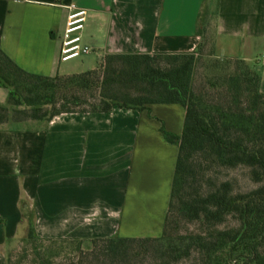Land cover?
Wrapping results in <instances>:
<instances>
[{
  "label": "crops",
  "instance_id": "obj_1",
  "mask_svg": "<svg viewBox=\"0 0 264 264\" xmlns=\"http://www.w3.org/2000/svg\"><path fill=\"white\" fill-rule=\"evenodd\" d=\"M73 7L88 11L83 44L97 60L70 68L60 56ZM205 17L216 55L247 61L264 92V0H0V47L29 72L73 74L107 54L194 52ZM185 115L182 104L159 103L0 122V264L31 226L40 238L84 247L162 236L179 153L162 127L181 135Z\"/></svg>",
  "mask_w": 264,
  "mask_h": 264
},
{
  "label": "trees",
  "instance_id": "obj_2",
  "mask_svg": "<svg viewBox=\"0 0 264 264\" xmlns=\"http://www.w3.org/2000/svg\"><path fill=\"white\" fill-rule=\"evenodd\" d=\"M202 20L194 52L107 54L80 73L40 75L0 47V87L7 102L0 122L51 120L63 113L185 107L164 232L160 237L43 239L29 228L24 241L38 264H264V92L247 61L221 58ZM241 169L252 186L236 187L212 171ZM72 243L78 254L56 262L54 247ZM49 244H51L49 246ZM11 259L8 257V264Z\"/></svg>",
  "mask_w": 264,
  "mask_h": 264
},
{
  "label": "rangeland",
  "instance_id": "obj_3",
  "mask_svg": "<svg viewBox=\"0 0 264 264\" xmlns=\"http://www.w3.org/2000/svg\"><path fill=\"white\" fill-rule=\"evenodd\" d=\"M89 57L90 58L95 57V59L97 60V58H96L97 53L92 50L90 55L89 54H88V56L82 55L80 57L71 59L67 62H64L63 66H69L71 68L75 65L87 64ZM99 64L95 65V68L97 66H99ZM75 72L80 73L79 71H75ZM212 172L216 173L215 175L221 181L226 180V179H233L237 188L238 187L247 188V187L252 186V184L249 182V180L244 175V170L222 168V169L212 171ZM50 245L51 244H49V246ZM88 245H87L88 247H85V248H87V249L91 248V244H88ZM58 246H56L54 248H55L56 252L57 251H61V252L53 254V259L56 262L65 260L68 257H74L78 254L77 248H75V245L72 243H65L63 246H61V245H60V247H58ZM35 256H36L35 249L31 245H28L24 241V239H21L19 241H15L12 244V246L9 247V250H8V257L11 259L10 264H38V263L34 262Z\"/></svg>",
  "mask_w": 264,
  "mask_h": 264
},
{
  "label": "built area",
  "instance_id": "obj_4",
  "mask_svg": "<svg viewBox=\"0 0 264 264\" xmlns=\"http://www.w3.org/2000/svg\"><path fill=\"white\" fill-rule=\"evenodd\" d=\"M87 15L85 8H70L62 37L61 61H69L91 52V48L83 44L82 37Z\"/></svg>",
  "mask_w": 264,
  "mask_h": 264
}]
</instances>
